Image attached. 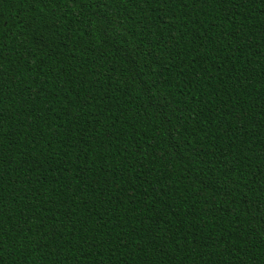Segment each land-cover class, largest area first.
<instances>
[{
	"label": "trees",
	"instance_id": "obj_1",
	"mask_svg": "<svg viewBox=\"0 0 264 264\" xmlns=\"http://www.w3.org/2000/svg\"><path fill=\"white\" fill-rule=\"evenodd\" d=\"M0 264H264V0H0Z\"/></svg>",
	"mask_w": 264,
	"mask_h": 264
}]
</instances>
